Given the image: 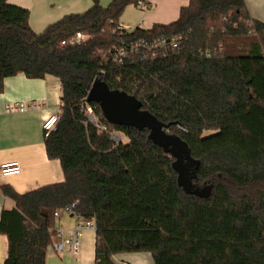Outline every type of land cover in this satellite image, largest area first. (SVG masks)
I'll list each match as a JSON object with an SVG mask.
<instances>
[{"label": "trees", "instance_id": "trees-1", "mask_svg": "<svg viewBox=\"0 0 264 264\" xmlns=\"http://www.w3.org/2000/svg\"><path fill=\"white\" fill-rule=\"evenodd\" d=\"M136 1L93 0L35 32L27 9L0 0V92L18 73L58 78L60 118L44 145L64 175L23 193L0 186L14 203L0 217L8 241L0 264H46L53 214L72 202L94 222V264H115L125 252H149L153 264H264V22L245 0H189L174 21L127 34H182L179 53L116 65L106 54ZM77 32L87 38L72 42ZM97 78L134 95L187 142L200 161L193 182L207 196L178 186L172 157L147 129L111 124L127 137L115 144L87 122L82 107Z\"/></svg>", "mask_w": 264, "mask_h": 264}, {"label": "crops", "instance_id": "crops-1", "mask_svg": "<svg viewBox=\"0 0 264 264\" xmlns=\"http://www.w3.org/2000/svg\"><path fill=\"white\" fill-rule=\"evenodd\" d=\"M10 4L28 10V23L35 32H41L65 14L83 12L93 5V0H7ZM111 0H100L106 6ZM150 7L143 11L141 27L148 29L154 24L174 21L180 7L189 0H149ZM251 16L264 22V0H245ZM136 23V24H137ZM135 24V25H136ZM120 26L125 24L119 21ZM134 25V26H135ZM60 82L58 78L46 75L44 78H28L22 73L6 77L0 92V165L16 162L20 167L17 174L4 175L0 172V186L10 185L16 192L23 193L42 185L62 181L63 171L58 159H49L44 145L42 122L55 114L60 107ZM36 104L33 109L8 111L7 105ZM13 201L0 191V217L4 209H11ZM76 218L70 213H61L54 218L56 230L68 234L76 226ZM59 237L56 236L55 240ZM53 240V242L55 241ZM52 242V243H53ZM78 260L73 261L67 253L57 255L51 244L47 247L46 264H94L95 229H84L80 237ZM8 251L5 234L0 233V263ZM128 253V252H125ZM124 253L115 254V264H153L149 252H133L124 258Z\"/></svg>", "mask_w": 264, "mask_h": 264}, {"label": "built area", "instance_id": "built-area-1", "mask_svg": "<svg viewBox=\"0 0 264 264\" xmlns=\"http://www.w3.org/2000/svg\"><path fill=\"white\" fill-rule=\"evenodd\" d=\"M136 6L140 10L146 11L150 7L149 0H137ZM142 21H139L135 26L130 29L118 25V29H123V36L107 51V58L114 64L122 66L125 60L130 56H136L139 60H152L158 57H167L172 54H177L183 49L184 36L182 34H175L170 36H160L151 38H131L127 34L132 32L136 26L141 27ZM122 33V32H121ZM87 36L77 32L72 42H80L86 39ZM36 104L23 102L16 105H7L8 111H24L26 109L35 108ZM99 108V107H98ZM82 111L88 123L93 125L97 131L107 134L111 140L118 144L125 142L127 137L120 131L116 130L106 122L103 117L96 113L94 107L85 101ZM101 114V113H100ZM60 118L59 111L55 114L49 115L44 118L42 128L45 135L55 128L57 121ZM126 138V140H125ZM0 172L4 175L17 174L20 172V167L16 162H6L0 165ZM76 202L68 205L54 212V218H57L61 213H70L76 218V226L70 233L64 234L62 230H57L58 240L51 244L52 251L57 255L67 253L72 257L73 261L78 260V254L81 246L80 237L84 229H95L93 220H85L80 214L75 213Z\"/></svg>", "mask_w": 264, "mask_h": 264}, {"label": "water", "instance_id": "water-1", "mask_svg": "<svg viewBox=\"0 0 264 264\" xmlns=\"http://www.w3.org/2000/svg\"><path fill=\"white\" fill-rule=\"evenodd\" d=\"M86 102L95 103L103 119L109 124L147 129L148 139L172 157L171 167L176 172L178 186L199 197L209 194L206 189L199 188L193 182L197 177L200 161L191 155L187 142L176 133L166 132L165 128L169 124L141 108L142 102L134 95L111 89L105 81L97 78L87 92Z\"/></svg>", "mask_w": 264, "mask_h": 264}, {"label": "rangeland", "instance_id": "rangeland-1", "mask_svg": "<svg viewBox=\"0 0 264 264\" xmlns=\"http://www.w3.org/2000/svg\"><path fill=\"white\" fill-rule=\"evenodd\" d=\"M143 15V11L139 9L136 5H128L125 7L124 11L122 12V15L119 18V21L123 24H125L124 27L127 29L132 28ZM215 130H205L203 132V136L209 135L214 133ZM126 140V138H125ZM124 258L132 257V254L130 253H124Z\"/></svg>", "mask_w": 264, "mask_h": 264}]
</instances>
